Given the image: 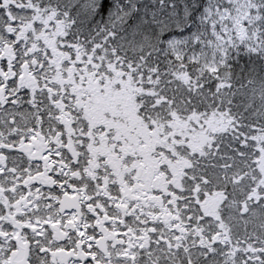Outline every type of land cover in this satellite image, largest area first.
I'll return each mask as SVG.
<instances>
[{
  "label": "snow or ice",
  "instance_id": "snow-or-ice-1",
  "mask_svg": "<svg viewBox=\"0 0 264 264\" xmlns=\"http://www.w3.org/2000/svg\"><path fill=\"white\" fill-rule=\"evenodd\" d=\"M141 7L0 0V264H264V0Z\"/></svg>",
  "mask_w": 264,
  "mask_h": 264
},
{
  "label": "trees",
  "instance_id": "trees-1",
  "mask_svg": "<svg viewBox=\"0 0 264 264\" xmlns=\"http://www.w3.org/2000/svg\"><path fill=\"white\" fill-rule=\"evenodd\" d=\"M109 4L112 5L114 3H117L118 0H108ZM139 4L142 5L140 8V18L141 20L144 19L145 13H148L149 15L152 14L153 10H156V14L159 15V13L162 11L159 8V0H138ZM175 4L177 5V11L182 13V5L187 3L188 5H193L192 7V17L188 19H181L180 27H172L167 31H164L162 34H160L159 39L163 41V44L165 48L167 47V42L169 40H184L187 38L191 33L196 31V24L194 22V18L199 16V13L195 11L194 5L198 3V0H174ZM112 11V8H109L105 13H103L100 16L96 17L95 23L103 27L109 17V13ZM165 11V14H167L166 8L163 10ZM154 30L158 32V29H155V25L148 26L146 28V35L152 36L154 33Z\"/></svg>",
  "mask_w": 264,
  "mask_h": 264
}]
</instances>
